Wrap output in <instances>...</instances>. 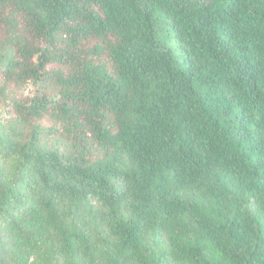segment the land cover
Here are the masks:
<instances>
[{
  "label": "trees",
  "instance_id": "16d2710c",
  "mask_svg": "<svg viewBox=\"0 0 264 264\" xmlns=\"http://www.w3.org/2000/svg\"><path fill=\"white\" fill-rule=\"evenodd\" d=\"M0 264H264V0H0Z\"/></svg>",
  "mask_w": 264,
  "mask_h": 264
},
{
  "label": "rangeland",
  "instance_id": "374dc122",
  "mask_svg": "<svg viewBox=\"0 0 264 264\" xmlns=\"http://www.w3.org/2000/svg\"><path fill=\"white\" fill-rule=\"evenodd\" d=\"M0 165H2V162L0 161Z\"/></svg>",
  "mask_w": 264,
  "mask_h": 264
}]
</instances>
